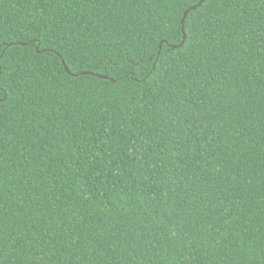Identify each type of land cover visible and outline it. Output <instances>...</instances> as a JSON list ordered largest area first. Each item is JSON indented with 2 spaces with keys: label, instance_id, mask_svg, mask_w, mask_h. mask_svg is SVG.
<instances>
[{
  "label": "trees",
  "instance_id": "obj_1",
  "mask_svg": "<svg viewBox=\"0 0 264 264\" xmlns=\"http://www.w3.org/2000/svg\"><path fill=\"white\" fill-rule=\"evenodd\" d=\"M201 1L0 0V264H264V0Z\"/></svg>",
  "mask_w": 264,
  "mask_h": 264
},
{
  "label": "water",
  "instance_id": "obj_2",
  "mask_svg": "<svg viewBox=\"0 0 264 264\" xmlns=\"http://www.w3.org/2000/svg\"><path fill=\"white\" fill-rule=\"evenodd\" d=\"M204 1H205V0H202V1L197 5V7L200 6V5H202V4L204 3ZM197 7H193V8H191V9H189L188 11L185 12V14H184V18H183V20H182L183 31H184V29H185V21H186L185 17L188 16V14H189L190 11H194ZM184 36H185V34H184ZM184 42H185V39L183 40V44H184ZM23 45H25V44H23ZM160 47H161V46H160ZM61 61H62L63 66L65 67L66 72L69 73V74H71L69 68L67 67V65H66V63H65V61H64L63 59H61ZM101 78H102L103 80H109V79H110V78L107 77V76H101ZM112 82H115V81L112 80Z\"/></svg>",
  "mask_w": 264,
  "mask_h": 264
},
{
  "label": "snow or ice",
  "instance_id": "obj_3",
  "mask_svg": "<svg viewBox=\"0 0 264 264\" xmlns=\"http://www.w3.org/2000/svg\"><path fill=\"white\" fill-rule=\"evenodd\" d=\"M185 19H187V17H185ZM184 39H185V41L187 40V35L186 34L184 36ZM165 42H166V38H165ZM161 47H162V45H161Z\"/></svg>",
  "mask_w": 264,
  "mask_h": 264
}]
</instances>
